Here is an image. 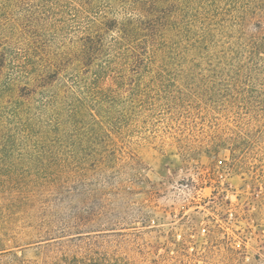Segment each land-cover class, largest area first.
<instances>
[{
	"label": "rangeland",
	"instance_id": "rangeland-1",
	"mask_svg": "<svg viewBox=\"0 0 264 264\" xmlns=\"http://www.w3.org/2000/svg\"><path fill=\"white\" fill-rule=\"evenodd\" d=\"M156 1L0 0V198L27 196L8 222L23 264H56L26 245L32 204L55 205L38 219L68 232L120 228L69 242V264H264V107L244 115L264 83L213 59L232 0L157 2L170 26L149 67L130 68L128 21ZM101 156L112 185L84 189L82 164Z\"/></svg>",
	"mask_w": 264,
	"mask_h": 264
},
{
	"label": "trees",
	"instance_id": "trees-1",
	"mask_svg": "<svg viewBox=\"0 0 264 264\" xmlns=\"http://www.w3.org/2000/svg\"><path fill=\"white\" fill-rule=\"evenodd\" d=\"M157 2L161 3L162 0L146 4L148 7L144 6V9H142L143 16L140 17L138 23H136V21L133 22V20L128 21V48L126 49V57L130 68L143 70L149 67V64H151L155 57L154 54L155 50L158 49V43L170 26L169 20L158 17L159 12L154 10ZM228 7L230 9L229 14L224 21L226 22L225 28H227V30L225 35L221 34L215 40L217 49L213 53V59L217 61L220 66H223L225 71H229L227 77H245L249 81L260 80L264 83V0H232L229 1L227 9ZM109 29L111 30L112 28ZM200 44H202V40ZM84 55V62H82V64L89 68L93 64L92 58L87 55L86 52ZM245 105L247 111L244 115L251 116L249 112L250 107H264V101L249 100ZM250 118L251 122L255 121V116L249 117V120ZM103 157L104 156H101L100 160L82 164L80 171L82 172L83 180H81L80 183L83 184L82 187L84 189L103 185L104 187L106 186L105 189L108 190L109 186L112 185V180L110 178L107 177V179H103V173L106 171V169H104V159L108 161L109 156L106 155L104 159H102ZM120 159L122 160L123 157ZM120 159L117 158V162ZM78 167L80 166L76 167V171ZM56 168L61 173L64 166L58 164ZM54 179L55 180H51V186L56 197L60 196L66 181L63 180L61 175ZM1 183L5 184V182L2 181ZM99 190V188H95L90 190L91 193H87L91 195L99 192ZM18 194L10 198H8V196L4 198L1 196L0 198V264H23V261L17 257L15 251H12L7 244L12 229L8 225V222H13L14 216L18 217L17 214L21 212L23 214L25 211L21 208L20 210H16V206L20 207L21 203L25 204L24 202L27 199V196L21 197L22 194ZM48 197L49 196L45 197L46 201L49 200ZM45 199L39 201L41 203L40 207L44 206ZM30 201L32 203L35 202V198H31ZM27 202L29 201L27 200ZM32 205L31 210L27 213L30 215V228L33 229L38 236H36L35 241L32 240V242L26 243V245L37 244L35 250L41 252V243H45L46 249H50L54 253L56 252V256H54L56 264H69V261H66L69 259L67 247L69 242L75 243L85 239L91 240L92 238L89 234L94 233L98 239H106L109 238L110 235H123V233L121 234V232H119L121 231L120 228H103V226L91 227L85 231L78 229L68 232V228L64 223L55 225L51 220L39 221L38 219L39 212H52L48 217H52L53 219V216L57 215L53 212L54 208H56L55 205H50L43 210L42 208L37 210V206H35V204ZM32 224L34 225L32 226ZM106 232L112 233L108 234ZM67 238H69V241ZM72 264H75V262L72 261ZM84 264H97V260L95 257H87ZM146 264H154V261L148 260Z\"/></svg>",
	"mask_w": 264,
	"mask_h": 264
},
{
	"label": "built area",
	"instance_id": "built-area-1",
	"mask_svg": "<svg viewBox=\"0 0 264 264\" xmlns=\"http://www.w3.org/2000/svg\"><path fill=\"white\" fill-rule=\"evenodd\" d=\"M203 234H205L206 233V231H207V229L206 228H203Z\"/></svg>",
	"mask_w": 264,
	"mask_h": 264
}]
</instances>
